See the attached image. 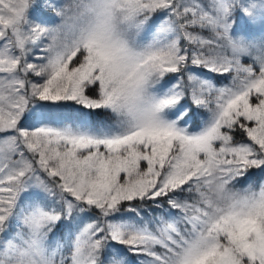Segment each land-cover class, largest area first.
Instances as JSON below:
<instances>
[{"label": "snow or ice", "instance_id": "obj_1", "mask_svg": "<svg viewBox=\"0 0 264 264\" xmlns=\"http://www.w3.org/2000/svg\"><path fill=\"white\" fill-rule=\"evenodd\" d=\"M255 172L264 0H0V264H264Z\"/></svg>", "mask_w": 264, "mask_h": 264}, {"label": "trees", "instance_id": "obj_2", "mask_svg": "<svg viewBox=\"0 0 264 264\" xmlns=\"http://www.w3.org/2000/svg\"><path fill=\"white\" fill-rule=\"evenodd\" d=\"M92 119H93V121L96 122L98 119H102V114H99V115H97V114H93V115H92ZM197 122H198V117H197L196 115H194V116H193V123H197ZM238 138H239V137H238ZM262 175H264V174H262V173H260V172H255V173L253 174V176H252V181L255 182V181L260 180L261 177H262Z\"/></svg>", "mask_w": 264, "mask_h": 264}, {"label": "rangeland", "instance_id": "obj_3", "mask_svg": "<svg viewBox=\"0 0 264 264\" xmlns=\"http://www.w3.org/2000/svg\"><path fill=\"white\" fill-rule=\"evenodd\" d=\"M93 122H95V121H93ZM193 125L195 126V123H193ZM258 181H259V180H258ZM255 182H257V181H255ZM255 182H254V183H255Z\"/></svg>", "mask_w": 264, "mask_h": 264}]
</instances>
